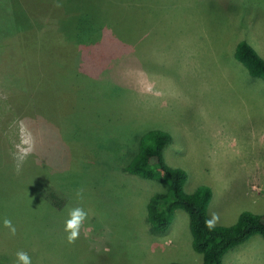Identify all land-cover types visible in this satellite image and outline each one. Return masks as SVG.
<instances>
[{
  "label": "rangeland",
  "instance_id": "374dc122",
  "mask_svg": "<svg viewBox=\"0 0 264 264\" xmlns=\"http://www.w3.org/2000/svg\"><path fill=\"white\" fill-rule=\"evenodd\" d=\"M240 40L264 59V0H0V264L20 251L31 264H201L183 209L150 228L147 203L167 186L123 169L151 129L170 134L185 192L212 189L214 225L263 215L264 80L234 58ZM69 75L82 85L53 88ZM75 208L87 218L69 243ZM222 264H264V239Z\"/></svg>",
  "mask_w": 264,
  "mask_h": 264
},
{
  "label": "trees",
  "instance_id": "16d2710c",
  "mask_svg": "<svg viewBox=\"0 0 264 264\" xmlns=\"http://www.w3.org/2000/svg\"><path fill=\"white\" fill-rule=\"evenodd\" d=\"M86 51L89 56L93 53L89 47L82 48L80 52ZM233 56L247 69L250 76L264 80V59L247 41L240 40L236 43ZM58 80L65 82L66 87L72 91L83 82V79L76 76H64V79L52 82L53 88L57 90L60 86ZM31 121L34 120L28 119L32 125ZM170 139V134L160 129L145 132L140 138L138 151L123 167L127 173L155 180L168 188V193H155L147 203V219L151 230L157 233L165 231L175 210L183 209L189 218L192 247L202 255L201 264H222V257L226 252L246 242L253 235H260L264 239V214L256 215L246 211L232 225H214L211 229L206 226L212 189L207 185H200L191 193L185 192L186 172L170 166L164 158V148Z\"/></svg>",
  "mask_w": 264,
  "mask_h": 264
},
{
  "label": "clouds",
  "instance_id": "9594fccd",
  "mask_svg": "<svg viewBox=\"0 0 264 264\" xmlns=\"http://www.w3.org/2000/svg\"><path fill=\"white\" fill-rule=\"evenodd\" d=\"M21 144L27 145V147L18 146L19 153L16 156V159L18 161V165H17L18 168L32 151V142L30 139L28 140L22 139ZM86 218H87V213L81 208H75L70 212V219H68L65 224V231L68 233L67 240L69 243H73L79 237L80 228ZM4 224L6 227L11 228V222L9 220L6 219L4 221ZM206 226L211 229L214 226V221L213 220L206 221ZM12 232L14 234L15 232L14 228L12 229ZM16 255L18 262H22V264H31L30 257L28 256L27 253L20 251Z\"/></svg>",
  "mask_w": 264,
  "mask_h": 264
}]
</instances>
